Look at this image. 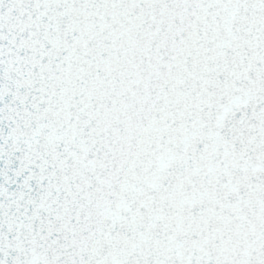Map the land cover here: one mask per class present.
I'll return each mask as SVG.
<instances>
[{"label":"snow or ice","instance_id":"6c2138e0","mask_svg":"<svg viewBox=\"0 0 264 264\" xmlns=\"http://www.w3.org/2000/svg\"><path fill=\"white\" fill-rule=\"evenodd\" d=\"M0 264H264V0H0Z\"/></svg>","mask_w":264,"mask_h":264}]
</instances>
